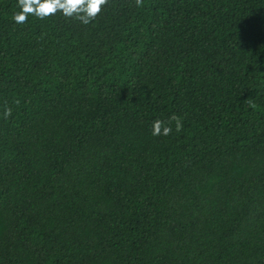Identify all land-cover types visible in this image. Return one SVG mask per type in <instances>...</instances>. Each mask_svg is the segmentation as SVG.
<instances>
[{"label":"trees","instance_id":"obj_1","mask_svg":"<svg viewBox=\"0 0 264 264\" xmlns=\"http://www.w3.org/2000/svg\"><path fill=\"white\" fill-rule=\"evenodd\" d=\"M17 11L0 0V264H264V0Z\"/></svg>","mask_w":264,"mask_h":264},{"label":"clouds","instance_id":"obj_2","mask_svg":"<svg viewBox=\"0 0 264 264\" xmlns=\"http://www.w3.org/2000/svg\"><path fill=\"white\" fill-rule=\"evenodd\" d=\"M105 3L106 0H17L18 11L14 13L12 19L17 24H23L30 14L38 19H44L60 12L64 17L75 18L87 25L97 17ZM9 114L10 110L5 109L4 115ZM173 119L176 120V131H179L181 123L178 118ZM171 131L172 128L164 125L161 120H155L152 124L153 136H167Z\"/></svg>","mask_w":264,"mask_h":264}]
</instances>
